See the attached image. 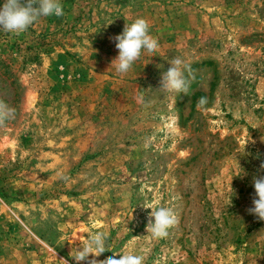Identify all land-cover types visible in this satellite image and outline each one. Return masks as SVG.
Here are the masks:
<instances>
[{"label": "rangeland", "instance_id": "obj_1", "mask_svg": "<svg viewBox=\"0 0 264 264\" xmlns=\"http://www.w3.org/2000/svg\"><path fill=\"white\" fill-rule=\"evenodd\" d=\"M61 3L0 31V100L15 109L0 126V264H76L100 231L98 260L264 264V221L246 211L264 175V0ZM136 18L159 48L118 74L110 37ZM174 57L195 77L188 95L159 89ZM159 206L178 224L155 239Z\"/></svg>", "mask_w": 264, "mask_h": 264}, {"label": "clouds", "instance_id": "obj_2", "mask_svg": "<svg viewBox=\"0 0 264 264\" xmlns=\"http://www.w3.org/2000/svg\"><path fill=\"white\" fill-rule=\"evenodd\" d=\"M63 14L61 0H4L0 6V31L21 34L43 17H60ZM149 27L146 19L136 18L131 24H125L122 33L110 37L115 41V48L118 50V55L111 62L118 74L128 73L133 63L140 58L142 50L154 53L159 48L157 39L149 34ZM169 64L167 71L161 74L159 89L166 93L188 95L190 80L195 78L190 65L179 57L172 58ZM185 73L189 75L186 77ZM206 103L207 98L201 97L197 106L203 107ZM14 115L15 109L0 100V126L6 120L14 118ZM259 170L264 172V162H261ZM252 187V206L246 211L264 221V175H254ZM147 208L151 209L146 224L147 233L150 232L155 239L168 237L169 230L178 224L176 210L167 206ZM107 238L108 234L103 231L92 234L83 246L76 247V254L71 256L72 259L76 264H145V256L135 253H113L106 259H96L106 251ZM62 260L64 264H68L67 260Z\"/></svg>", "mask_w": 264, "mask_h": 264}]
</instances>
